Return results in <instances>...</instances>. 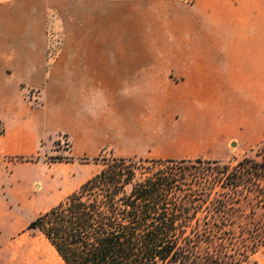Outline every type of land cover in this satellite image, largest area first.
Here are the masks:
<instances>
[{"label": "crops", "instance_id": "obj_1", "mask_svg": "<svg viewBox=\"0 0 264 264\" xmlns=\"http://www.w3.org/2000/svg\"><path fill=\"white\" fill-rule=\"evenodd\" d=\"M65 7L87 51H169L172 76L163 85L159 65L139 64L131 104L123 86L104 88L102 101L85 85L72 97L55 94V71L33 56L46 51L49 23ZM43 89L53 95L31 109L25 94ZM129 118L146 146L160 141L161 127L196 151L231 142L239 128L263 134L264 0H0L1 157L37 152L55 132L70 135L73 153L90 155L128 140Z\"/></svg>", "mask_w": 264, "mask_h": 264}, {"label": "trees", "instance_id": "obj_2", "mask_svg": "<svg viewBox=\"0 0 264 264\" xmlns=\"http://www.w3.org/2000/svg\"><path fill=\"white\" fill-rule=\"evenodd\" d=\"M251 153L234 164L109 157L26 229L63 264H248L264 246V141Z\"/></svg>", "mask_w": 264, "mask_h": 264}, {"label": "rangeland", "instance_id": "obj_3", "mask_svg": "<svg viewBox=\"0 0 264 264\" xmlns=\"http://www.w3.org/2000/svg\"><path fill=\"white\" fill-rule=\"evenodd\" d=\"M53 17L46 33V51H40L42 57L34 55L33 62L45 61L47 70L55 71L51 81L54 93L62 91L66 97H72L78 85H85L90 86L91 95L102 101L104 88L110 87L115 91L116 87L123 86L131 104L135 99L133 88L127 87L132 85L135 78L133 74H136L139 64L154 62L159 65L163 85L172 76L169 72V51H87V40L80 39L78 44L74 39L70 10L65 7L61 15ZM33 92L39 94V97L53 95L45 89L29 91L25 94V101L31 109L39 108L40 105V100L35 103L28 99L29 93ZM113 96L119 98V92ZM132 120L128 119V140L122 143L115 141L90 155L73 153L70 135L55 132L41 140L37 152L0 156V161L5 163L0 164V264H27V257L38 259L41 264H59L43 235L26 228L31 221L57 206L98 174L104 167V159H161L176 156L234 164L235 160L250 156L264 141V133L245 134L239 128L231 142L226 141L215 148L198 144L200 147L196 151L193 149L197 145L193 143H171L161 127L160 141L146 146L135 141L134 127L130 124ZM220 120L223 121L222 116ZM176 149L184 150L185 153H175ZM20 245L26 250L24 254L15 250ZM248 264H264V246L250 257Z\"/></svg>", "mask_w": 264, "mask_h": 264}, {"label": "bare ground", "instance_id": "obj_4", "mask_svg": "<svg viewBox=\"0 0 264 264\" xmlns=\"http://www.w3.org/2000/svg\"><path fill=\"white\" fill-rule=\"evenodd\" d=\"M51 247V246H50ZM54 255L57 258V261L59 262V264H63V262L61 261V259L58 257V255L56 254V252L54 251V249L51 247ZM16 251H18L20 254H24L26 252V250L24 249L23 246H18L17 248H15ZM27 264H41L38 262V259H34L31 257H27ZM49 264H54V263H49Z\"/></svg>", "mask_w": 264, "mask_h": 264}, {"label": "built area", "instance_id": "obj_5", "mask_svg": "<svg viewBox=\"0 0 264 264\" xmlns=\"http://www.w3.org/2000/svg\"><path fill=\"white\" fill-rule=\"evenodd\" d=\"M38 97H39L38 94L33 92V93H29L28 99L36 103L39 100Z\"/></svg>", "mask_w": 264, "mask_h": 264}]
</instances>
